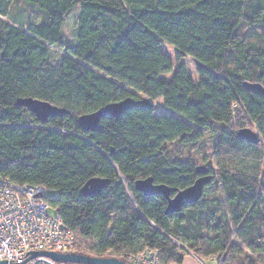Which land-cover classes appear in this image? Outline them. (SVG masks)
<instances>
[{"label":"trees","instance_id":"obj_1","mask_svg":"<svg viewBox=\"0 0 264 264\" xmlns=\"http://www.w3.org/2000/svg\"><path fill=\"white\" fill-rule=\"evenodd\" d=\"M78 1L68 43L62 28L76 0H0V177L44 186L78 253L125 259L149 248L160 264L187 254L264 264V97L243 84L264 86V0ZM16 4L36 7L41 20L12 21ZM50 44L64 48L56 62ZM128 96L151 104L103 116L92 130L79 125L81 114ZM25 97L68 112L40 121L16 104ZM243 127L257 129L259 142L238 138ZM205 129L215 131L212 160L198 173L167 145ZM203 175L211 180L198 201L171 214L163 195L134 188L151 177L181 190ZM93 177L109 184L84 196Z\"/></svg>","mask_w":264,"mask_h":264},{"label":"built area","instance_id":"obj_2","mask_svg":"<svg viewBox=\"0 0 264 264\" xmlns=\"http://www.w3.org/2000/svg\"><path fill=\"white\" fill-rule=\"evenodd\" d=\"M41 185L19 184L0 177V261L43 264L33 252H70L76 243L72 230L46 201ZM52 210L53 212H50ZM130 264H160L157 253L145 248L127 256Z\"/></svg>","mask_w":264,"mask_h":264},{"label":"water","instance_id":"obj_3","mask_svg":"<svg viewBox=\"0 0 264 264\" xmlns=\"http://www.w3.org/2000/svg\"><path fill=\"white\" fill-rule=\"evenodd\" d=\"M243 84L247 89L259 93L264 97V86L262 84L248 81H245ZM16 104L26 107L29 111L34 113L40 121H45L51 116H62L68 112V110L50 102L32 97L18 98ZM149 104H151V102L148 98H134L128 96L122 100L107 103L93 112L81 114L78 118V123L84 130H92L96 127L103 116H118L131 108ZM237 136L241 140L253 144L260 140L259 134L249 127L238 129ZM196 171L198 173H205L207 172V168L203 165H198ZM210 180L211 175H203L197 178L190 186L177 190L163 184H154L151 177H146L135 180L134 188L145 195H163L167 200L165 212L166 214H171L180 211L185 204L198 201L202 195L204 185ZM108 184V179L93 177L85 182L81 192L84 196L96 195ZM171 192H174L173 196H170ZM33 257H40L38 261L43 262L44 264H130L121 258L111 256L98 257L85 255L75 251L33 252L28 259ZM0 264H6V262L0 261Z\"/></svg>","mask_w":264,"mask_h":264},{"label":"rangeland","instance_id":"obj_4","mask_svg":"<svg viewBox=\"0 0 264 264\" xmlns=\"http://www.w3.org/2000/svg\"><path fill=\"white\" fill-rule=\"evenodd\" d=\"M78 13H79V1L76 0L74 6L68 11L62 28L64 33V38L65 40H67L68 43H74L75 34H76L74 33L75 32L74 21ZM10 19L16 23L25 25L29 22H39L41 20V14L38 11V9L34 6L27 4H16L13 5L11 8ZM162 47L164 51L172 59L173 67H176L175 49L166 42L162 43ZM49 49H50V60L52 62H56L59 59L60 55L64 52V48L59 44H50ZM182 60L187 65L188 72L195 78L196 77L195 61L189 57H185ZM171 74L172 73L166 75H168L167 77H170ZM138 96H140V94H138ZM161 102L162 99H157L154 101V104L157 106V111H161L162 108ZM215 128H217L216 125H214L213 129L215 130ZM251 128L255 130L260 137V133L258 132V130L255 129L254 127ZM214 140H215V131H213L212 129H205L203 130V136L201 137V139L197 141H193L187 145H181L177 142H172L167 145V149L173 157H178L184 160L192 159L195 162H197L199 165H205L210 163V161L212 160L211 148ZM262 172L264 174V166ZM50 212L53 211L50 210Z\"/></svg>","mask_w":264,"mask_h":264},{"label":"crops","instance_id":"obj_5","mask_svg":"<svg viewBox=\"0 0 264 264\" xmlns=\"http://www.w3.org/2000/svg\"><path fill=\"white\" fill-rule=\"evenodd\" d=\"M181 264H216V260L214 258H208L202 261L192 254H187L183 257Z\"/></svg>","mask_w":264,"mask_h":264}]
</instances>
